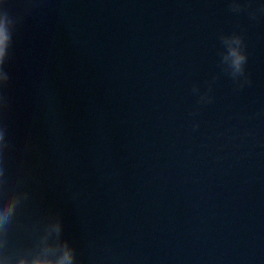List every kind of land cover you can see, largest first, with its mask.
Instances as JSON below:
<instances>
[{
	"label": "water",
	"instance_id": "obj_1",
	"mask_svg": "<svg viewBox=\"0 0 264 264\" xmlns=\"http://www.w3.org/2000/svg\"><path fill=\"white\" fill-rule=\"evenodd\" d=\"M0 24V264H264V0Z\"/></svg>",
	"mask_w": 264,
	"mask_h": 264
},
{
	"label": "clouds",
	"instance_id": "obj_2",
	"mask_svg": "<svg viewBox=\"0 0 264 264\" xmlns=\"http://www.w3.org/2000/svg\"><path fill=\"white\" fill-rule=\"evenodd\" d=\"M7 40V36L5 34V30L2 24H0V57L3 56L4 54V44L5 41ZM242 60V57H237L236 63L239 65L240 61ZM68 257H66L67 259Z\"/></svg>",
	"mask_w": 264,
	"mask_h": 264
}]
</instances>
